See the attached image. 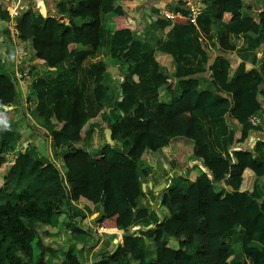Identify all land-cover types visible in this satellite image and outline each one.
<instances>
[{
	"label": "trees",
	"instance_id": "16d2710c",
	"mask_svg": "<svg viewBox=\"0 0 264 264\" xmlns=\"http://www.w3.org/2000/svg\"><path fill=\"white\" fill-rule=\"evenodd\" d=\"M206 1L217 8L222 23L230 27V34L257 36L264 31V0H256L261 6L256 15L259 23L254 21L255 17L242 16L244 0ZM56 8L55 17L41 24L32 13L24 14L17 23L19 39L31 44L35 62L54 73L79 49L97 52L103 44L102 19L109 16L115 24L109 43L111 65L118 66L122 78V100L114 104L117 118L112 121L104 111L109 105L103 85L108 64L92 63L94 114L85 119L71 109L70 115L60 119L55 110L38 105L39 117L55 125L50 134L53 155L63 157L65 172L52 161L45 165L25 154L9 160L7 154L16 150L12 144L16 131L11 124L16 116L4 109L21 92L15 74L7 71L0 57V173L4 172L0 187V264H48L47 258L54 256L56 250L43 244L41 236L47 240L51 237L54 242L63 241V232L54 223L65 214L69 221L76 220L72 202L82 203L91 211L101 205L103 213L96 222L98 228L107 234L119 230L122 233L116 249L103 253L97 264H121V258L128 253L137 264H231L229 238L238 231L242 263L264 264V247L254 243L256 234H264V200L258 202L253 195L256 178L264 176V162L248 150L233 153L232 159L216 156L195 116L200 111L211 119L223 118L230 112L232 101L198 93V81L191 71L179 69L175 77L164 74L158 59L165 51L142 50V42L128 25L126 13L117 0H71L66 9ZM60 14L66 15L67 25L57 19ZM189 18V11L184 9L173 22L160 17L156 23L170 38L186 31L183 26L189 23ZM183 49L188 51L182 53L185 57L192 54L191 48ZM170 54L177 59V53ZM259 62L263 64L262 75L252 68L249 75H239L235 85L227 86V66H222L220 73L218 69L215 72L238 101L232 112L238 124L247 123L260 109L257 94L258 87L264 86V53L253 64ZM235 68L239 70L238 65ZM252 74L257 78L250 92L244 83ZM175 81L182 89L180 98L174 95ZM31 90L33 93L32 87ZM163 90L169 97L166 103ZM30 129L49 141V136L34 127ZM107 129L112 131L114 141L123 140L121 147L126 152L107 143ZM179 137L194 142L191 159L200 162L201 167L191 171L198 172V177L191 180L184 175L170 179L169 186L158 195L169 219L152 231L130 232L137 220L148 217L146 210L136 211L137 200L143 194L138 171L147 178L145 168L158 167L159 150ZM226 179L237 183L236 192L223 194L219 189L218 184ZM27 223L40 225L42 234L38 235ZM71 235H89L98 240L97 233L86 231L81 225ZM147 239L156 248L155 263L146 260ZM74 243L71 247L65 245L62 264H83L74 251L87 252L95 246ZM35 245L41 251L39 257L35 255Z\"/></svg>",
	"mask_w": 264,
	"mask_h": 264
},
{
	"label": "crops",
	"instance_id": "0c3cea01",
	"mask_svg": "<svg viewBox=\"0 0 264 264\" xmlns=\"http://www.w3.org/2000/svg\"><path fill=\"white\" fill-rule=\"evenodd\" d=\"M52 2L57 4L55 5ZM69 3H71V0H0V57L3 66L7 71H13L11 66H16L15 54L20 53V49L23 45H28L35 62V56L31 44L24 43L19 39L17 31V23L19 19L26 13H32L35 16V21L41 24L48 18L55 17L57 12L56 7L66 9ZM117 4L126 13L128 25L132 27L138 35L139 40L142 42V50L145 53H150L158 48L165 51V54L158 59V63L163 69L164 74L175 77L179 69L183 71H191L194 73V76L198 81V93H210L212 96L220 100L229 99L232 101L230 112L223 118L211 119L203 112H195V116L201 122L205 141L212 153L216 156L232 159L233 153L248 150L252 151L257 159L264 162V86L260 85L258 87L257 100L260 104V109L251 116L258 117L261 124L254 128L249 124V120L245 124H238L236 122L232 112L238 106V101L234 98L233 92L226 89L224 84L215 76L216 70L218 69L220 73L221 68L224 65L228 67L227 86L237 84L239 75H243V77L249 75V71L252 68H255L256 71L262 75V62H259L257 65H254L253 63L256 59L259 60L263 56L264 31H261L257 36L253 34L240 36L230 34V27L222 23L217 8L210 5L206 0H191L194 9L193 17H191V9L185 7L183 0H117ZM260 7L259 2L257 4L256 0H244V7L241 10L242 16L244 18L255 17L254 21L259 23V19L256 15ZM15 9L19 12L18 18L13 17V11ZM184 9L188 10L190 15L189 23L184 24L183 26L186 31L180 34H173L169 38L165 32L158 27L156 23L157 18H169V21L173 22L175 18L180 17ZM57 19L61 24L67 25L69 23V20L64 14L57 15ZM62 20L66 23H62ZM112 22L111 17H103V44L101 48L95 52L98 53L102 51L103 53H109L108 57L110 58V63L104 61L108 64V67L112 66V59L109 50L111 36L115 30V24L113 26ZM106 37H108L109 40H106ZM183 47L191 48L190 53L192 54L185 57L182 53H187L188 51L186 49L184 51ZM200 51H203V54H200ZM5 53L10 54L11 56V61L7 63L4 61V58L6 57H4ZM170 53H177V59ZM70 60L65 62L64 65ZM9 64H11V66ZM37 65L45 74L53 72V70L49 71L45 69L42 65ZM237 65L239 66V70H236L235 68ZM116 68H118V66H116ZM39 69L38 72L42 73ZM14 74L15 77L18 78V72L15 71ZM38 76L40 77V75ZM250 76V78L246 79L244 88L251 92L256 84L257 77L255 74ZM110 77L111 79L116 80L115 78L117 76H112L108 73L106 80ZM106 80L103 82V85L106 89V99L110 104L108 93H110L109 90H112V96L115 95V89L113 88L115 85L112 84V88L110 85H105ZM118 86V98L116 101H121L120 84H117V87ZM107 88H109V90ZM21 90L22 88L20 89L21 95L16 100L18 103H24L23 92ZM162 93V98H165L164 102H168L169 97L166 95V90H163ZM174 95L177 98L182 96V89L177 81L174 82ZM116 101L112 103L111 108H109L110 106L108 105V107L104 109L112 121H115L117 118V113L114 111V104ZM37 106L38 105L36 104V110ZM110 110H112V113H116V116L111 117ZM33 121L35 122L36 127L30 122L29 124L31 126H28L29 128L25 126V131L23 132H25V134L28 133V139L31 141V143L29 142L30 145L33 146V142H35L36 145L33 147L31 146V148L28 143L27 147L34 149L35 151V146L37 147V144L40 145V147H38L39 150L44 147L45 143H47V150L44 155L45 158L43 159V157L40 156L42 155L40 151L34 152L31 150L30 152L25 151L20 154L28 155L33 159L43 162L45 165L52 161L57 165L61 172L64 173L65 166L63 157L53 155V143L50 134L55 128L54 123L44 121L39 117V114L36 119H33ZM31 127H34L49 136V141H46L40 135L32 132L30 130ZM23 137L25 138V136ZM119 141L123 142L121 139H117L114 142L118 145ZM13 142V144H19L18 136L14 138ZM193 145L194 142L191 140L180 137L175 138L171 140L169 146L159 150L161 158L158 167L156 169L145 168L148 173L147 178L142 177L140 171H138V180L143 194L137 200L136 211L139 212L141 210H146L148 212V217L137 220L130 229V232H135L133 229L138 230L137 232L152 231L157 225L164 223L169 219V212L165 208H161L158 195L162 190L166 189L163 188V185L167 184L170 179L184 175L191 180H195L198 177V172L191 171V169L196 166L201 167L200 162L191 159ZM16 148L18 147L16 146ZM117 149L124 150L125 152L127 150L122 147H118ZM35 153H38V155ZM9 154H13L9 160H12L19 155L16 154V152H11ZM35 155L37 157H35ZM218 186L223 194L234 193L238 189L237 183L229 179L220 182ZM253 195L258 202L264 200V176L256 178ZM71 208L72 214L77 217L75 221H69L67 216L63 215L58 218L54 224L63 232V241L66 240V237L70 238L71 233L79 228L80 225L86 231L91 233L97 232V244L94 248L87 250L88 254L87 252H83V250L74 251L75 255L83 264H97L99 257L103 253L114 251L108 243L109 239L107 236L114 238L120 233V230L112 234H107L98 228L96 222L103 213L101 205L96 206V208L91 211L82 203L72 202ZM95 210L97 211L96 216L93 215ZM61 219L64 221V224H59ZM38 226L40 227V225ZM95 226L97 227L95 228ZM41 229L42 228L40 227V230ZM91 238L92 237L89 235H79L75 237L74 241L82 245H91L93 242H90ZM63 241L58 242L57 244H52L51 247L56 250L55 256L62 252V254H59L58 256L60 261L56 264H62L65 260V242ZM254 241V243H257L260 247H264V234H256ZM112 243L117 246L119 243L117 236L112 239ZM149 243L154 246L152 241L146 240L147 250ZM229 244L231 264H243L240 231L230 235ZM154 250L155 257L153 259L151 258L150 261L146 258L148 263L156 262L155 246ZM81 254L86 258V262L82 260ZM55 256L51 255L50 257L53 258ZM50 257L46 260L47 263L54 264Z\"/></svg>",
	"mask_w": 264,
	"mask_h": 264
},
{
	"label": "rangeland",
	"instance_id": "374dc122",
	"mask_svg": "<svg viewBox=\"0 0 264 264\" xmlns=\"http://www.w3.org/2000/svg\"><path fill=\"white\" fill-rule=\"evenodd\" d=\"M62 23H66L62 20ZM113 26L114 23L112 22ZM106 40H109L108 37H106ZM107 52L103 53H90L86 52L83 49H79L76 55L63 67L54 73H43V70H40L38 65L34 62V58L31 55V51L28 47V45H23V47L20 49V53L15 54V63L16 66H11L12 72L15 73V71L18 72V86L23 92L24 97V103L17 101L13 103L10 107H8L9 112L13 113L16 116V120L11 123L14 125V129L16 131L15 137L18 136L19 144H13L14 140L12 141V144L17 146L14 152L16 154L30 152L31 150L34 151V149H30L27 147L28 143L31 141L28 139V133L25 134V126H31L29 123L31 122L34 127H36L35 122L33 119H36L38 117L39 111L38 106L36 110V104H44L48 108H51L58 112V116L61 119L62 117L66 115H70L69 112L71 109H74L77 113H79L82 117L85 119L88 118L91 114H94L96 112L95 106L92 104V88H93V79L94 75L91 71V64L97 61H106L110 63V58L108 57ZM8 55V56H7ZM6 56V57H5ZM4 61L7 63L11 61V56L8 53L4 54ZM5 64V63H4ZM7 65V64H6ZM38 69L41 72H38ZM40 75V77L38 76ZM111 75V74H109ZM116 80L108 78L106 80L105 85H110L112 88V84L115 85L113 88L115 89V95L112 96V90H109L110 93H108V100L110 102L109 108H111L112 103L117 100V88L119 89V86L117 87V84H120L122 81V78H119V72L116 74ZM31 87L33 88V93H31ZM114 99V100H113ZM22 103V104H21ZM78 103V105H76ZM2 110H0L1 112ZM6 111V110H5ZM111 117L116 116V113H112V110H110ZM33 118V119H32ZM29 128V127H28ZM39 129V127H38ZM18 130V131H17ZM31 130V129H30ZM32 131V130H31ZM25 136V138L23 137ZM37 137V136H36ZM29 146L31 147L32 145ZM34 145L35 142H33ZM122 142L119 141L118 147L121 148ZM33 145V146H34ZM47 143L44 144V147L42 149L38 150V147H40L39 144H37V147L35 146V151H40L41 157L43 159L45 158V151ZM32 146V147H33ZM31 147V148H32ZM45 149V150H43ZM38 155V153H35ZM40 154V153H39ZM13 154H7L8 159H11ZM35 157H37L35 155ZM3 175L4 172L0 173V187L3 183ZM146 187V186H145ZM97 211H94V216H96ZM66 215V214H65ZM63 216V215H62ZM57 219V217H56ZM62 221V220H61ZM29 227L34 229L36 233L42 234V229L40 230V227L35 223H27ZM137 226V225H136ZM97 226H95L96 228ZM40 231V232H39ZM135 231L134 233H137L138 230L133 229ZM97 233V232H94ZM122 233H118L116 236L119 237ZM115 236V237H116ZM114 237V238H115ZM43 244L46 243L49 247H52V244H57L59 239H56V242H54L51 238L47 240L48 238H43V235L41 236ZM74 238L66 237V240L63 242L64 245H67L66 247L74 246ZM109 239L108 243L111 245V249L115 250L116 245L112 243V237H108ZM111 238V239H110ZM61 239V238H60ZM86 239V238H85ZM93 241V242H92ZM147 241H151L150 239H147ZM90 242H92L91 245H96L97 241L93 239V237L90 239ZM35 248V255L36 257H39L41 254L40 249L37 247V245L34 246ZM154 246L149 243L148 244V250H147V260L150 261V259L154 258ZM59 254H62L60 252ZM59 254H57L55 257L50 259L54 264L59 263ZM88 254V252H87ZM48 257V258H49ZM58 257V258H57ZM82 260L86 262V258L84 255L81 254ZM47 258V259H48ZM54 259V260H53ZM50 261V260H49ZM121 264H137L136 260L134 259V256L128 253L126 256L121 258Z\"/></svg>",
	"mask_w": 264,
	"mask_h": 264
},
{
	"label": "built area",
	"instance_id": "2783aa9c",
	"mask_svg": "<svg viewBox=\"0 0 264 264\" xmlns=\"http://www.w3.org/2000/svg\"><path fill=\"white\" fill-rule=\"evenodd\" d=\"M184 1V3H185V7L186 8H190L191 9V11H192V15H191V17H193L194 16V9H193V6H192V4H191V0H183ZM13 17H19V12H18V10L17 9H15L14 11H13ZM249 124L252 126V127H258L260 124H261V121H260V119L258 118V117H251L250 119H249ZM168 181V180H167ZM169 184H170V180L168 181V183L167 184H165L166 185V188L169 186Z\"/></svg>",
	"mask_w": 264,
	"mask_h": 264
},
{
	"label": "water",
	"instance_id": "95a60500",
	"mask_svg": "<svg viewBox=\"0 0 264 264\" xmlns=\"http://www.w3.org/2000/svg\"><path fill=\"white\" fill-rule=\"evenodd\" d=\"M107 72H108L109 74H111L112 76H115V75L119 72V70H118V68H116V67H112V66H110V67H108ZM121 100H122V99H121ZM5 109L7 110V107H6ZM105 109H106V108H105ZM105 137H106V141H107V143H108L110 146H114L115 142H114V140L112 139V131H111L110 129L105 130ZM163 188H166V185H163Z\"/></svg>",
	"mask_w": 264,
	"mask_h": 264
},
{
	"label": "clouds",
	"instance_id": "9594fccd",
	"mask_svg": "<svg viewBox=\"0 0 264 264\" xmlns=\"http://www.w3.org/2000/svg\"><path fill=\"white\" fill-rule=\"evenodd\" d=\"M5 127H7V125H5Z\"/></svg>",
	"mask_w": 264,
	"mask_h": 264
}]
</instances>
